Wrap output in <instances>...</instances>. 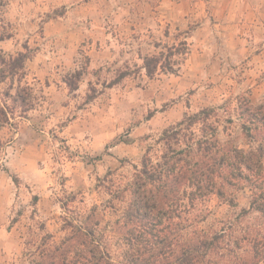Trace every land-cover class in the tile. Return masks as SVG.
I'll use <instances>...</instances> for the list:
<instances>
[{
  "label": "rangeland",
  "instance_id": "1",
  "mask_svg": "<svg viewBox=\"0 0 264 264\" xmlns=\"http://www.w3.org/2000/svg\"><path fill=\"white\" fill-rule=\"evenodd\" d=\"M172 46L174 72L147 78L142 59ZM0 51L30 56L20 84L38 97L0 125V264L46 234L57 242L63 217L93 207L111 262L121 264L112 225L122 204L108 193L156 154L162 131L237 96L264 103V0H0ZM76 71L69 91L64 78ZM122 71L129 76L105 88ZM247 200L211 195L187 219L240 238L259 226L242 213Z\"/></svg>",
  "mask_w": 264,
  "mask_h": 264
},
{
  "label": "trees",
  "instance_id": "2",
  "mask_svg": "<svg viewBox=\"0 0 264 264\" xmlns=\"http://www.w3.org/2000/svg\"><path fill=\"white\" fill-rule=\"evenodd\" d=\"M179 45L185 49V43ZM165 51L142 59L147 78L158 70L174 72L173 59L180 50L172 46ZM29 59L26 53L0 51V85L7 83L0 90L1 126L16 113L23 117L38 101L32 88L20 84ZM80 76L76 71L64 78L69 91L77 90ZM127 76L128 71L118 72L105 88ZM96 91L90 89L87 101ZM157 145L156 154L147 151L122 188L108 193L122 204L112 225L125 246L121 264L264 263V103L254 105L237 96L185 115L162 131ZM228 191L247 195L242 213H255L257 228L231 240L225 230L208 234L189 222L187 214L195 202L224 197ZM228 204L232 207L233 201ZM61 221L57 242L46 234L12 264H112L95 207Z\"/></svg>",
  "mask_w": 264,
  "mask_h": 264
}]
</instances>
